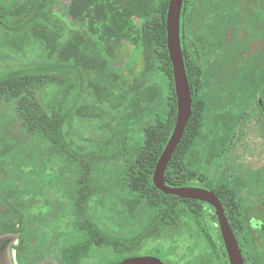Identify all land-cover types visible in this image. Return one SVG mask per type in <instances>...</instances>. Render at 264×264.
I'll return each instance as SVG.
<instances>
[{"label": "rangeland", "instance_id": "1", "mask_svg": "<svg viewBox=\"0 0 264 264\" xmlns=\"http://www.w3.org/2000/svg\"><path fill=\"white\" fill-rule=\"evenodd\" d=\"M3 1L8 18L17 23L10 27L0 24V68L59 59L76 64L83 85L73 132L64 127V135L73 150L98 152L105 146V134L112 131L114 119L123 116L131 95L157 76L145 72L150 49L139 35L144 23L159 20L160 0H46L45 12L62 27L58 50L52 55L47 40L53 27L39 17L24 23L20 4L25 0ZM190 45V56L202 76V56ZM67 78L62 75L63 80ZM28 139L14 105L0 100V224L12 223L19 230L0 235V264H57L61 247L79 238L71 200L79 173L76 163L67 160L49 170V157L40 145L27 144ZM232 145L236 159L246 166L264 164V119L257 106L247 108L246 116L237 122ZM227 155L208 171L209 187L222 190ZM86 208L105 233L124 238L144 229L135 254L158 249L173 264H205L208 239L203 217L180 214L145 227L154 211L138 208L127 215L119 195L99 202L94 195ZM117 256L113 245L102 244L93 246L79 264H109Z\"/></svg>", "mask_w": 264, "mask_h": 264}, {"label": "trees", "instance_id": "2", "mask_svg": "<svg viewBox=\"0 0 264 264\" xmlns=\"http://www.w3.org/2000/svg\"><path fill=\"white\" fill-rule=\"evenodd\" d=\"M45 1L25 0L20 4V10L24 12L21 20L25 23L39 17L53 27L47 40L49 54L52 55L58 50L56 42L62 27L57 19L45 12ZM246 1L241 2L246 4ZM168 2L160 0L159 20L144 23L139 35L150 49L149 66L145 72L157 76L131 95L123 116L114 119L112 131L105 134V146L98 152L81 154L73 150L65 139L64 127L73 132L72 120L79 108L83 85L82 72L76 64L59 59L55 62L0 68V100L14 105L23 133L29 136L26 143L40 145L41 151L50 159L49 170H55V164L60 160L76 163L78 169V182L71 200L73 223L79 238L61 247L57 264H79L93 246L102 244H111L118 251V256L109 264H117L123 258L135 254L133 250L145 230L124 238L103 232L90 219L86 208L87 201L94 195L98 202L119 195L123 210L130 216L138 208L153 210L155 214L145 227L156 220L169 221L175 215L184 213L196 216L199 207L205 204L199 200L164 194L152 182L156 161L171 135L177 110L172 66L166 45ZM238 3V0L183 1L180 37L192 88V115L165 170V181L171 186L195 184L208 187L205 177L212 165L230 148L236 120L246 116L248 105L264 97V65L256 72L248 59L242 63L240 76L228 77L221 82L226 86L223 103L227 106L236 102V106L228 107L224 113L218 104L209 110L202 91L203 82L192 70L188 56L187 35L192 16L197 22L195 28L198 39L202 40V21L210 11L212 23L208 32L218 39L223 27L233 21L234 6ZM224 5L229 9L223 14ZM3 10L5 4L0 0L1 25L10 27L17 23L8 18L7 10ZM12 11L16 12V9ZM63 74L68 75L66 80L62 79ZM221 93L218 91L215 96L220 97ZM232 167L231 174H244L242 168ZM251 180L261 179L257 176ZM239 181L247 180L241 176ZM226 187L229 200L241 199L240 191H236L233 186ZM210 189L222 197L219 190ZM214 221L216 223L215 217ZM229 222L233 230L242 229L243 222L239 214H235L233 219L229 218ZM18 231L12 223L0 224V235ZM212 237L215 243H221L217 224ZM15 249L18 252L20 245Z\"/></svg>", "mask_w": 264, "mask_h": 264}, {"label": "flooded vegetation", "instance_id": "3", "mask_svg": "<svg viewBox=\"0 0 264 264\" xmlns=\"http://www.w3.org/2000/svg\"><path fill=\"white\" fill-rule=\"evenodd\" d=\"M241 1L238 0L239 3L234 6L233 21H229L228 26L223 27L218 39L212 37L208 32L209 25L212 23L210 11H208L209 14L206 17L204 16L202 21V24H204L201 30L202 35L204 33L202 40L198 39L195 28L197 22L193 20V16L189 23V37L187 36L188 56L192 70L196 73L198 79L203 82L202 91H204L205 102H207L206 107L209 110L211 107L216 108L215 106L218 104V107L224 113V110L228 109V107L236 106V102L230 103L231 105L227 104V106L223 103L225 102L226 86L221 84L222 79L240 76L242 63L248 59L256 72L261 70L264 65V0H247L246 4H242ZM226 9H229V7L224 5L223 14ZM191 43H193L196 50L202 56L204 63L202 76L200 75L201 69L196 66L190 56ZM243 65L246 66V64ZM218 91L222 92L220 97L215 96ZM252 105L259 108L261 116L264 119V97H260L256 102L248 105L247 108ZM241 119L236 120V124ZM231 136L233 138L234 132ZM232 146L231 140L230 148L224 152L228 155L224 157V171L220 180L223 188L221 191L219 190V193L222 197L216 196L219 198L228 222L229 218L233 219L235 214H239L243 222L241 230H233L230 222L229 225L237 239L244 264H264V164L258 167L246 166L236 159L237 155L231 149ZM233 165L236 168H242L244 174L239 175L238 172L231 174L230 169L233 168ZM239 176L246 177L247 181H239ZM257 176L261 180H251ZM226 186H233L236 191H240L241 199L229 200L227 198L229 194L226 193L228 187ZM204 203L199 207L200 211H198L196 216L184 214L197 219L202 217L205 219L204 228L206 229V238L208 239V255L204 258L206 259L205 264H230L217 222L215 209L210 204ZM232 204L234 205L233 209ZM216 224L219 229L220 244L215 243L212 237L216 232ZM134 255L153 256L161 259L166 264H173L166 260L158 249Z\"/></svg>", "mask_w": 264, "mask_h": 264}, {"label": "water", "instance_id": "4", "mask_svg": "<svg viewBox=\"0 0 264 264\" xmlns=\"http://www.w3.org/2000/svg\"><path fill=\"white\" fill-rule=\"evenodd\" d=\"M183 1L184 0H169L166 13V45L172 66L177 110L171 135L156 161L152 174V182L154 186L164 194H171L185 199L199 200L213 206L230 264H244L237 239L216 194L205 187L195 185L171 186L165 181V170L192 115V93L185 67L180 37V20ZM117 264L166 263L153 256L133 255L123 258Z\"/></svg>", "mask_w": 264, "mask_h": 264}]
</instances>
